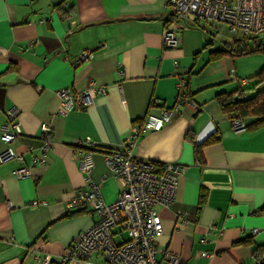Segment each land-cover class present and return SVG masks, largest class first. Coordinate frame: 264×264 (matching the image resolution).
<instances>
[{
  "label": "crops",
  "instance_id": "0c3cea01",
  "mask_svg": "<svg viewBox=\"0 0 264 264\" xmlns=\"http://www.w3.org/2000/svg\"><path fill=\"white\" fill-rule=\"evenodd\" d=\"M169 14L166 0H0V129L15 112L21 133L11 148L30 170L18 179V162L0 161V264H42L45 256L62 264L92 223L88 211L72 207L77 191L95 184L103 201L116 198L121 183L105 151L123 150L148 113L173 107L180 78L185 93L171 121L140 136L132 150L141 160L185 167L172 203L156 207L158 264H251L252 246L242 242L264 246V125L250 128L255 119L246 118L247 128L234 133L215 99L238 88L230 71L249 81L245 98L264 90L253 78L264 69V53L236 55L242 34L221 38L201 22H168ZM166 26L176 31L178 47H163ZM226 48L233 55L212 56ZM84 51L92 58L76 65ZM93 84L105 94L90 107L58 112V91L81 93ZM44 124L53 129L45 156ZM189 135L195 145L216 139L201 148V163ZM85 139L97 147L89 176L80 169L84 150H75ZM7 147L0 139V155ZM68 264L105 262L94 253L88 263Z\"/></svg>",
  "mask_w": 264,
  "mask_h": 264
},
{
  "label": "built area",
  "instance_id": "2783aa9c",
  "mask_svg": "<svg viewBox=\"0 0 264 264\" xmlns=\"http://www.w3.org/2000/svg\"><path fill=\"white\" fill-rule=\"evenodd\" d=\"M166 6L170 14L184 24L205 21L216 26L217 31L226 27L232 34L240 33L254 44L264 47V0H166ZM162 41L166 49L179 46L177 33L169 26L162 31ZM91 58L92 53L84 51L75 59V64ZM228 79L242 87L249 83L234 71L229 72ZM185 86L186 81L180 78L173 107L162 109L158 115L148 113L139 126L131 129L123 150L105 151L106 165L121 183L114 200L103 201L99 185L95 184L77 191L72 207L88 211L92 223L75 236L61 258L62 264L76 261L88 263L94 253L101 255L105 264H158L155 241L162 233V222L156 207L167 208L172 203L177 181L183 176L185 167L175 162L157 164L141 160L134 157L132 150L140 136L148 131H158L171 121L173 113L183 102ZM97 94H105V89L94 84L81 93L61 89L57 92L60 99L58 112L64 114L76 104L86 109L93 104ZM187 103L194 107L192 102ZM230 129L234 133L244 131L246 125L243 118H232ZM0 132L1 141L8 146L0 155V161L16 160L20 166L14 171L15 177L22 179L30 176V170L22 165L21 155L11 148L21 133L15 112L7 113V121ZM41 132L45 156L52 140V126L42 125ZM78 147L76 151L84 150L80 169L89 176L93 167L91 154L97 147L89 139L80 142ZM38 162L45 164L44 158ZM252 233H257V230L254 229ZM41 263L50 264V258L43 257Z\"/></svg>",
  "mask_w": 264,
  "mask_h": 264
},
{
  "label": "trees",
  "instance_id": "16d2710c",
  "mask_svg": "<svg viewBox=\"0 0 264 264\" xmlns=\"http://www.w3.org/2000/svg\"><path fill=\"white\" fill-rule=\"evenodd\" d=\"M62 16H69L68 11L62 9ZM167 21L176 20L175 16L169 14L166 17ZM167 25V24H166ZM187 26L190 27H200V21H195L192 23H186ZM248 41L250 42L252 48L248 49L246 46L248 45ZM238 44V50L234 53L233 49H223L213 53L214 58H218L222 54H236V55H246L251 53H264V47L254 44L247 38H243L241 41L235 42ZM254 79H257L259 83L264 82V69L258 73ZM251 80V79H249ZM238 88L227 93H219L216 95V102L219 104L222 111L228 115L230 120L235 116H240L243 118L244 122L246 118H254L255 120L249 125L250 128H257L261 125H264V90H260L256 92V94L250 98H245L246 90L243 89L242 86L239 84ZM246 125V123H245ZM247 128V125H246ZM188 139L192 142L194 147V153L196 159L201 163V148L204 145L211 144L212 142L216 141V139L212 136H209L202 145H195L193 141L192 135L188 136ZM97 149V148H96ZM94 149V150H96ZM93 150V151H94ZM205 198V191L201 190L200 197H199V206L203 203ZM82 212V210L78 211ZM77 212V213H78ZM72 215V214H69ZM244 244H249L252 246V263L251 264H264V246H257L254 245L251 240H245L242 242Z\"/></svg>",
  "mask_w": 264,
  "mask_h": 264
},
{
  "label": "rangeland",
  "instance_id": "374dc122",
  "mask_svg": "<svg viewBox=\"0 0 264 264\" xmlns=\"http://www.w3.org/2000/svg\"><path fill=\"white\" fill-rule=\"evenodd\" d=\"M201 24H203L204 26H206V27H209V28H211L212 30H214L215 32H214V34L213 35H217V36H219V37H221V38H223V36H226V35H229V36H231L232 34H231V32H229L228 30H227V28L226 27H222V29L221 30H219L218 29V31L216 30V26H214L213 24H211V23H208V22H205V21H201ZM210 35H212V34H210ZM216 41H219V38H216ZM241 63L242 62H239V65H241ZM220 65H222L221 64V62L219 63ZM246 64V63H245ZM242 66V65H241ZM223 67V66H222ZM239 78H241V77H239Z\"/></svg>",
  "mask_w": 264,
  "mask_h": 264
}]
</instances>
